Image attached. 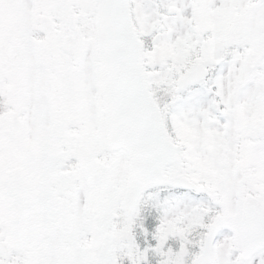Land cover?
Wrapping results in <instances>:
<instances>
[{
	"label": "snow or ice",
	"instance_id": "6c2138e0",
	"mask_svg": "<svg viewBox=\"0 0 264 264\" xmlns=\"http://www.w3.org/2000/svg\"><path fill=\"white\" fill-rule=\"evenodd\" d=\"M0 264H264V0H0Z\"/></svg>",
	"mask_w": 264,
	"mask_h": 264
}]
</instances>
